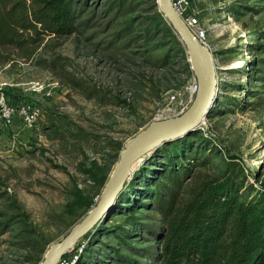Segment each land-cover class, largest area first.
<instances>
[{"label": "rangeland", "instance_id": "obj_1", "mask_svg": "<svg viewBox=\"0 0 264 264\" xmlns=\"http://www.w3.org/2000/svg\"><path fill=\"white\" fill-rule=\"evenodd\" d=\"M74 1V31H25L21 46L0 45L8 96L41 108L31 126L16 117L0 126V264H39L100 199L102 173L109 176L119 156L115 146L155 120L180 115L164 108L166 95L196 78L185 42L157 0ZM31 2L25 0L29 8ZM189 10L211 52L215 100L191 131L200 159L189 165L180 189L187 193L235 162L244 175L241 198L255 197L264 190V0H190ZM165 160L151 165L161 168ZM77 189L92 201L89 208L75 206ZM143 200L134 225L126 219L128 207L116 208L65 253L77 254V264H150L148 250L158 252L160 243L153 228L164 220L155 199ZM119 224L131 227L129 237Z\"/></svg>", "mask_w": 264, "mask_h": 264}, {"label": "trees", "instance_id": "obj_2", "mask_svg": "<svg viewBox=\"0 0 264 264\" xmlns=\"http://www.w3.org/2000/svg\"><path fill=\"white\" fill-rule=\"evenodd\" d=\"M28 6L25 0H0V45L21 46L25 31L62 35L76 29L78 3L74 0H32ZM5 59L0 52V61ZM192 134L160 144L135 176L146 180V186L139 187L134 178L110 211L128 207L126 219L134 225L136 205L144 204L143 198L155 199L164 223L153 228L160 243L158 252L148 250L150 264H264V190L255 197L241 198L238 190L244 175L239 176L235 162L222 175L189 186L187 193L180 189L189 165L200 159L191 144ZM122 145L115 146L118 153ZM188 150L193 156L184 161ZM158 157L166 159L161 168L151 165ZM107 177L103 171L102 183ZM91 203L80 189L75 191V206L89 208ZM117 227L122 237L131 235L130 226Z\"/></svg>", "mask_w": 264, "mask_h": 264}, {"label": "water", "instance_id": "obj_3", "mask_svg": "<svg viewBox=\"0 0 264 264\" xmlns=\"http://www.w3.org/2000/svg\"><path fill=\"white\" fill-rule=\"evenodd\" d=\"M160 9L184 40L191 66L195 69L198 88L189 107L171 120H155L129 137L119 152L100 199L58 240L51 243L39 264H54L72 244L98 220L107 215L128 176L133 158L154 151L160 144L196 130L215 100L214 64L211 52L196 33L184 22L170 0H157Z\"/></svg>", "mask_w": 264, "mask_h": 264}, {"label": "built area", "instance_id": "obj_4", "mask_svg": "<svg viewBox=\"0 0 264 264\" xmlns=\"http://www.w3.org/2000/svg\"><path fill=\"white\" fill-rule=\"evenodd\" d=\"M173 7L181 15L184 22L201 37L202 31L199 27L197 17L190 12V0H170ZM6 82L0 81V126H7L14 118L22 120L23 124L31 126L41 112L39 104L33 101H13L6 92ZM36 85V84H35ZM33 85V86H35ZM198 88V81L194 77L188 87L177 88L166 95L164 108L177 114L184 112L194 99ZM188 91V92H187ZM77 254L73 251L63 253L54 264H73Z\"/></svg>", "mask_w": 264, "mask_h": 264}, {"label": "bare ground", "instance_id": "obj_5", "mask_svg": "<svg viewBox=\"0 0 264 264\" xmlns=\"http://www.w3.org/2000/svg\"><path fill=\"white\" fill-rule=\"evenodd\" d=\"M171 120V119H170ZM155 124V122L154 123H152L151 125L153 126ZM147 128V127H146ZM145 128V129H146ZM143 154L144 153H140V154H137L134 158H133V160H132V162H131V165H130V170L132 169L133 170V168H135V166H136V164L141 160V158L143 157Z\"/></svg>", "mask_w": 264, "mask_h": 264}]
</instances>
